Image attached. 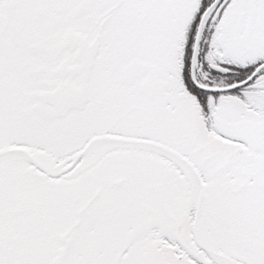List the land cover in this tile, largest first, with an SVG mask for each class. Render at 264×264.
I'll use <instances>...</instances> for the list:
<instances>
[{
	"label": "snow or ice",
	"instance_id": "obj_1",
	"mask_svg": "<svg viewBox=\"0 0 264 264\" xmlns=\"http://www.w3.org/2000/svg\"><path fill=\"white\" fill-rule=\"evenodd\" d=\"M0 264H264V0H0Z\"/></svg>",
	"mask_w": 264,
	"mask_h": 264
}]
</instances>
